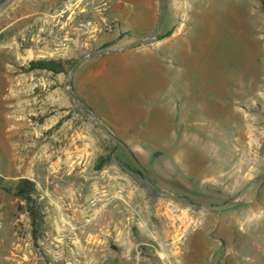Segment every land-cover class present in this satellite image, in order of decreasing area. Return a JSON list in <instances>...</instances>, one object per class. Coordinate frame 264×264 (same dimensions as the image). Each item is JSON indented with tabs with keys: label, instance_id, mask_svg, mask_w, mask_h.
Here are the masks:
<instances>
[{
	"label": "rangeland",
	"instance_id": "374dc122",
	"mask_svg": "<svg viewBox=\"0 0 264 264\" xmlns=\"http://www.w3.org/2000/svg\"><path fill=\"white\" fill-rule=\"evenodd\" d=\"M159 8L13 0L0 9V264H264V178L234 208L192 209L156 195L91 116L162 190L211 205L235 198L264 172L260 0H167L162 44L84 60L72 77L80 104L67 92L79 57L149 35ZM51 59L61 71L28 69ZM21 177L43 216L36 242L15 193Z\"/></svg>",
	"mask_w": 264,
	"mask_h": 264
},
{
	"label": "water",
	"instance_id": "95a60500",
	"mask_svg": "<svg viewBox=\"0 0 264 264\" xmlns=\"http://www.w3.org/2000/svg\"><path fill=\"white\" fill-rule=\"evenodd\" d=\"M13 0H2L0 2V9L3 8L5 5H7L9 2ZM166 8H167V0H160V8L159 13L156 16L155 24L153 26L152 31L149 33V35L133 40L129 44L125 45L122 48H106V49H94L93 51L81 56L78 58V60L72 65L71 70L68 73L67 79H66V85H67V92L68 94L74 99L77 105L80 104V98L77 94L74 92V87L72 83V77L74 75V72L76 71L79 64H81L84 60L92 58L96 55H102L106 53H111L114 51H123L125 49H129L131 47H134L136 45H144L149 44L155 40H158L159 30L161 26L162 19L164 18L166 14ZM80 108V106H79ZM88 109L91 108L88 107ZM92 118L96 121L97 126L103 131V133L110 139L116 141L118 145L122 147L123 152L126 154L130 162L134 165L135 171L143 178L144 182L152 188L154 193L158 196L165 197V198H171L173 201L183 203L189 207H192V209L196 210H203V209H211L212 211H216L219 213L222 210L228 209V208H234L236 207L240 201L241 196L245 191H247L249 188L253 187L260 179L264 178V172H261L258 176H256L253 180L249 181L242 189L238 192L237 196L235 198H229L223 203L220 204H202L199 202L192 201V199L186 195H180L175 194L171 191H165L159 188L154 184L152 181L149 172L147 171V168L139 161V159L135 156V153L132 151V148L122 139L116 137V135L112 134L110 132V129L106 127L101 119L98 117V115L91 111Z\"/></svg>",
	"mask_w": 264,
	"mask_h": 264
},
{
	"label": "trees",
	"instance_id": "16d2710c",
	"mask_svg": "<svg viewBox=\"0 0 264 264\" xmlns=\"http://www.w3.org/2000/svg\"><path fill=\"white\" fill-rule=\"evenodd\" d=\"M260 5L264 9V0H260ZM162 36L158 35V38ZM61 65L60 61L51 59V60H31L28 65V69L34 68H45L49 70H53L54 72H59L61 69L59 66ZM34 188V182L26 177H21L16 186H15V193L25 199L27 203V211L29 214V218L31 220L32 226V235L35 242L39 239L42 235V221L43 216L41 211L38 209L37 205L35 204V198L32 196V190Z\"/></svg>",
	"mask_w": 264,
	"mask_h": 264
},
{
	"label": "crops",
	"instance_id": "0c3cea01",
	"mask_svg": "<svg viewBox=\"0 0 264 264\" xmlns=\"http://www.w3.org/2000/svg\"><path fill=\"white\" fill-rule=\"evenodd\" d=\"M162 40L163 39H159V40H157L156 41V44H157V46H159L160 44H162L163 42H162ZM126 50V49H125ZM125 50H123V51H114V52H111V53H106V54H108V55H106V54H102V55H106V56H102V55H98V56H94V57H96V58H94V57H92L91 59H99V61H103V60H107L110 56H113V54L112 53H116V54H119V53H121V52H124ZM118 52V53H117ZM115 55V54H114ZM119 55H121V54H119ZM96 61V60H95ZM106 66H107V63L104 65V67H101L100 68V70H99V72H98V75H101V72L102 71H105L106 70ZM86 85V84H85ZM87 85H88V83H87ZM80 89H81V91L80 92H82L83 90H82V88L80 87ZM79 89V90H80ZM79 96V95H78ZM124 141V140H123ZM129 145V144H128ZM132 151H133V149H132ZM140 161V160H139Z\"/></svg>",
	"mask_w": 264,
	"mask_h": 264
},
{
	"label": "bare ground",
	"instance_id": "6f19581e",
	"mask_svg": "<svg viewBox=\"0 0 264 264\" xmlns=\"http://www.w3.org/2000/svg\"><path fill=\"white\" fill-rule=\"evenodd\" d=\"M95 188V187H94ZM93 191V190H92ZM92 194V193H91Z\"/></svg>",
	"mask_w": 264,
	"mask_h": 264
}]
</instances>
